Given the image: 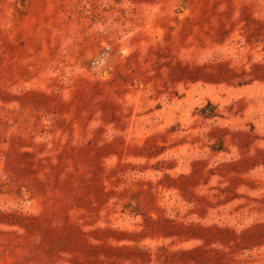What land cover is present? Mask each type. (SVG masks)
<instances>
[{
    "label": "rangeland",
    "instance_id": "obj_1",
    "mask_svg": "<svg viewBox=\"0 0 264 264\" xmlns=\"http://www.w3.org/2000/svg\"><path fill=\"white\" fill-rule=\"evenodd\" d=\"M0 264H264V0H0Z\"/></svg>",
    "mask_w": 264,
    "mask_h": 264
}]
</instances>
